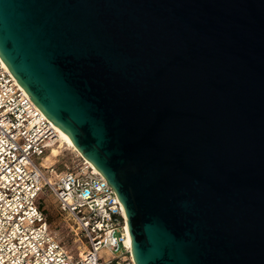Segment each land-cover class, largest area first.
Instances as JSON below:
<instances>
[{
  "label": "water",
  "instance_id": "95a60500",
  "mask_svg": "<svg viewBox=\"0 0 264 264\" xmlns=\"http://www.w3.org/2000/svg\"><path fill=\"white\" fill-rule=\"evenodd\" d=\"M0 59L135 264H264V0H0Z\"/></svg>",
  "mask_w": 264,
  "mask_h": 264
},
{
  "label": "built area",
  "instance_id": "2783aa9c",
  "mask_svg": "<svg viewBox=\"0 0 264 264\" xmlns=\"http://www.w3.org/2000/svg\"><path fill=\"white\" fill-rule=\"evenodd\" d=\"M61 145L0 59V264H135L124 210L104 177L82 158L60 172L45 162ZM44 193L66 219L74 252L51 233L40 206Z\"/></svg>",
  "mask_w": 264,
  "mask_h": 264
},
{
  "label": "rangeland",
  "instance_id": "374dc122",
  "mask_svg": "<svg viewBox=\"0 0 264 264\" xmlns=\"http://www.w3.org/2000/svg\"><path fill=\"white\" fill-rule=\"evenodd\" d=\"M65 144V143H64ZM61 145L53 153L56 155L50 159V162H54L55 170L57 172L62 171L66 167L70 170L74 169L81 161L80 155L74 151L71 147ZM41 207L44 208L47 223L51 233L66 246L72 252L75 251V246L72 243L71 232L64 216L60 213L56 200L47 193L41 196ZM102 257H107L105 253H101Z\"/></svg>",
  "mask_w": 264,
  "mask_h": 264
},
{
  "label": "bare ground",
  "instance_id": "6f19581e",
  "mask_svg": "<svg viewBox=\"0 0 264 264\" xmlns=\"http://www.w3.org/2000/svg\"><path fill=\"white\" fill-rule=\"evenodd\" d=\"M3 66L5 67V68H7L6 66H5V64H4V62H3ZM56 128V127H55ZM57 129V128H56ZM57 131H58V134H59V136H60V139H61V141H62V144L63 145H65V144H67L69 147H71L74 151H76L79 155H80V157L83 159V160H85L93 169H94V171L95 172H97V173H99L91 164H90V162L89 161H87L85 158H83V156L76 150V148L74 147V145L72 144V142H70L58 129H57ZM65 143V144H64ZM62 145V146H63ZM66 145V146H67ZM56 150V148H52V151H51V154H50V156L49 157H47V159L45 160V162H50V159H51V157H54V156H56L53 152ZM123 215H124V217H126L125 216V212L123 211ZM125 234H126V241H125V244H126V246L131 250V246H130V241H129V237H128V234H127V224H126V227H125Z\"/></svg>",
  "mask_w": 264,
  "mask_h": 264
},
{
  "label": "trees",
  "instance_id": "16d2710c",
  "mask_svg": "<svg viewBox=\"0 0 264 264\" xmlns=\"http://www.w3.org/2000/svg\"><path fill=\"white\" fill-rule=\"evenodd\" d=\"M41 206V205H40Z\"/></svg>",
  "mask_w": 264,
  "mask_h": 264
}]
</instances>
